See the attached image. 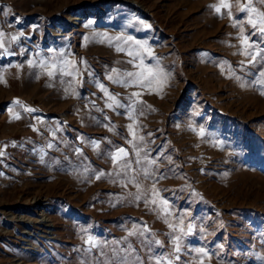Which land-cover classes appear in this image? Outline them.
Masks as SVG:
<instances>
[{"label": "rangeland", "instance_id": "1", "mask_svg": "<svg viewBox=\"0 0 264 264\" xmlns=\"http://www.w3.org/2000/svg\"><path fill=\"white\" fill-rule=\"evenodd\" d=\"M228 2L23 0L31 25L6 61L0 123V264H264V62L247 64L233 27L246 0ZM128 37L153 55L129 56ZM61 54L74 77L40 66ZM141 60L161 72L151 86L108 79ZM109 97L139 102L129 115ZM178 218L193 231L177 254L165 219Z\"/></svg>", "mask_w": 264, "mask_h": 264}, {"label": "snow or ice", "instance_id": "2", "mask_svg": "<svg viewBox=\"0 0 264 264\" xmlns=\"http://www.w3.org/2000/svg\"><path fill=\"white\" fill-rule=\"evenodd\" d=\"M261 2H264V0H261ZM210 7H214L215 12L219 14V13H221L222 8L223 9H230L231 4L228 2V0H221L220 6L212 5ZM238 12L246 14V20L241 22V21H236L234 19V22H233V27H239V30H240V37H241L240 43L242 45L241 53L245 57L248 58L247 59L248 65H255L258 62V58H259L260 62H264V47H260V44H264V12H258V10L256 8L252 7V0H246V3L240 5L238 8ZM227 15L229 17H232V12L229 10L227 12ZM244 23H246L249 26L250 31H249L248 35L244 34L245 33V29L243 26ZM144 26L150 27L149 25H144ZM3 36H4V34L2 32H0V49H4L5 42H6L3 39ZM251 36H257L259 43H257V41H253V42L249 43ZM10 39L12 41H14V40H17L18 37L12 36ZM115 39L120 40L122 38L116 37ZM130 42H131V44H130ZM124 44H129L130 50L128 52V55L131 57L140 56L139 52L131 50V45L138 46L149 57H151L153 55L151 52V49L145 48L143 45H141L139 43V41H135L131 37H128L127 39H125ZM117 50L118 51H124V48L118 47ZM62 55L63 54H61V58L58 60L59 68L57 66V63H52V64L48 65L44 61H41L40 66L45 68L46 74L49 77L56 75L57 70L62 75H67V76H72V77L75 76V74H76L75 62L63 59ZM30 63H34V62L30 61ZM241 64L243 65L244 62H241ZM136 67L138 68V70L135 72H133V71L117 72L115 77L109 76L108 79L109 80H115L116 83L123 84L125 86H129V85H139V86L148 85V86H151L152 82L158 81V79L161 75V72L159 70H153L152 68L144 66L142 60L140 61V63ZM113 71L116 72L115 69ZM261 75L264 76V73H261ZM261 83H264V80H262ZM100 87L102 88V90L104 89L103 85H100ZM262 94H264V93H262ZM105 95L106 96L108 95L106 90H105ZM139 95H140V93H138V92H134L131 94L132 97H139ZM109 98L112 99L113 103L108 104L107 107L111 108V107H113V105H115V106L121 107V108H128L131 110L129 115H132V113L135 111L136 103L139 102V101H133L132 104L125 105V104L117 101L114 97H109ZM26 111H35V110L26 109ZM141 114H143V113L141 112ZM128 128L131 130L132 125H128ZM199 134L204 135V132L202 129H201ZM132 135L135 139V133L134 132L132 133ZM139 139L143 140V137H140ZM127 155H128L127 151L124 148H120L117 150L115 155L112 156V159L114 161L119 160L121 157H124ZM136 163L139 164L140 161L137 160ZM148 163L154 164L155 161H148ZM129 167H130V162L125 164L126 169ZM102 175H103V173H101V176ZM148 175H149V173L146 172L145 176L147 177ZM100 178H101L100 176L97 177V179H100ZM137 187H138V185H137ZM153 195L157 196L158 192L154 193ZM136 199L139 200V199H141V197L139 195H137ZM144 202H145V204H148V203L156 204L155 199H152L151 201L145 199ZM167 204H168L167 200H160L158 207L163 206V212L167 213L168 215H171V213L168 211ZM165 223L168 224V228L170 229V232L168 233V235L172 239V243L174 245V252L178 254L182 251V249L180 247V241H181L182 237L188 236L192 233L193 224L189 223L187 225V231H185L184 220L182 218H178V223H168V221L165 219ZM146 231H149V230L145 226L138 233L133 231V232H129V235L130 236L131 235H144V232H146ZM173 233H178V234L173 235ZM86 243L91 244L93 247L95 246V241L92 239V237H89L88 240L86 241ZM155 244L159 245L160 247H163L161 241H159V240H156ZM195 251L197 253H201L205 256L207 255V253H205L203 249H196ZM175 259L179 260L180 256L176 255ZM157 264H159V261H157ZM167 264H172V261H167ZM201 264H203L202 260H201Z\"/></svg>", "mask_w": 264, "mask_h": 264}, {"label": "crops", "instance_id": "3", "mask_svg": "<svg viewBox=\"0 0 264 264\" xmlns=\"http://www.w3.org/2000/svg\"><path fill=\"white\" fill-rule=\"evenodd\" d=\"M30 2L37 0H29ZM23 0H0V32L4 34L3 39L6 41L4 49H0V123L4 122L6 117L7 106L6 100L11 97L6 95V86L7 78L10 76V69L6 66L7 60H16V45L18 49V57L20 58L21 54V38H22V21L23 18L28 19V26L30 27V11L22 9ZM10 10V11H9ZM24 15V16H23ZM27 26V25H26ZM27 26V27H28ZM12 36H17L18 39L12 41L10 38ZM14 66V65H13ZM16 71V68H13V73ZM15 75V73H14ZM13 75V76H14ZM16 95H13V97ZM15 104V103H14ZM15 106L12 108L14 109ZM11 109V108H10ZM2 140L4 138H1Z\"/></svg>", "mask_w": 264, "mask_h": 264}, {"label": "bare ground", "instance_id": "4", "mask_svg": "<svg viewBox=\"0 0 264 264\" xmlns=\"http://www.w3.org/2000/svg\"><path fill=\"white\" fill-rule=\"evenodd\" d=\"M28 221H29V223H31V221H30V220H28ZM42 221H44L45 223H47V222H48V220H47V218H46V217H44V219H43Z\"/></svg>", "mask_w": 264, "mask_h": 264}]
</instances>
